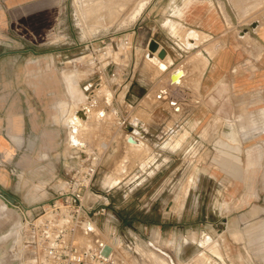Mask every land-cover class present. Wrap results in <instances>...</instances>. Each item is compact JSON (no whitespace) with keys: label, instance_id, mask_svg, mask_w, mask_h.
I'll return each instance as SVG.
<instances>
[{"label":"rangeland","instance_id":"374dc122","mask_svg":"<svg viewBox=\"0 0 264 264\" xmlns=\"http://www.w3.org/2000/svg\"><path fill=\"white\" fill-rule=\"evenodd\" d=\"M148 1L142 8L145 4L153 5V0L150 4ZM134 3L135 0H57L55 21L41 38L38 34L32 33V37H28L26 33L16 31L11 32L15 36H10V40L6 39V36L5 39L0 38V139L5 142V147H0L1 183L7 182L11 167L7 150L9 132L16 133L13 134L15 137H11V147H45L47 152L43 150V158L48 162L45 175H40L39 171L29 173L28 169L37 167L40 163V152L35 151L30 158L36 159L37 162L23 168L17 166L15 175H12V182L26 184L33 190L45 189L46 197L51 198L66 179L64 167L70 163L67 159L69 146L85 142L98 148L94 136L100 132L110 134L114 131L113 104L110 106V119L107 122L98 121L95 113H86V119L83 120L86 124L83 126L80 122L75 123L77 128L72 124L73 129L62 120V114L65 116L67 111L62 114L59 111L62 109L59 103L62 102L72 105L78 101V107L83 103L85 97L81 91V83L88 77L93 66L99 65L98 60L101 61L102 52L108 51L110 38L115 42L112 49L117 52L109 54L115 57L117 67L123 66V62L127 63L132 56L131 66L150 70L151 77L163 73L155 59L147 58L150 51L148 46L145 50L136 52L134 47L123 49L122 45L117 48L122 44L118 38H123V32L130 29L128 26L131 20L142 10L141 8L137 14L134 13ZM184 60L190 64L189 58H182L177 68L185 70ZM96 61L97 63L91 65ZM112 67L108 66L107 69ZM174 72L167 71L165 77L162 76L163 82L169 85ZM194 74L182 75L180 82L179 79L175 81L179 82L178 84L174 82L169 85L176 89L174 93L177 98L182 95L178 92V87L182 88L187 84L193 100L192 115L187 118L185 124L175 126L169 122L165 127H161L163 131H171V139L156 150L160 155L154 160L157 154H150L151 149L143 144L123 149L122 158L131 161V165L136 169L123 170L116 178H135L139 183L128 187L100 185V180L109 176L102 165L105 162L103 154L92 184L84 193L85 201L94 206L105 200L110 202L109 211L114 215L113 225L130 243L127 253L124 252L129 264H264V219L258 217V212L264 211V153L260 143L264 139L248 140L254 126L256 131H264V122L257 125L252 119L253 124L245 123L244 130H240L239 125L243 123L233 122L238 106L232 102V93L224 85L230 80H223V85L205 94L199 86L200 74ZM22 88L26 89L25 93L20 91ZM23 94L30 98L31 108L32 130L27 133L28 124L26 134H23L22 122L12 117V123H9V116L12 114L9 107H12L14 102L19 103V96L23 98ZM121 96L122 93L118 96V101L115 100L122 103ZM94 99L112 102L114 96L111 89L102 84ZM90 101H93V97ZM244 107L243 109H246ZM258 110L263 116L264 107ZM247 112L244 111V115ZM40 115L42 119L46 115L48 124L47 131L42 133V140L39 134L45 128L42 124L40 130ZM133 116L137 114L133 113ZM232 128L236 144L232 143L227 135L231 133ZM237 129L248 141L239 139L238 134L237 138L235 137ZM115 138L117 141L118 138ZM233 145L239 150L229 147ZM117 147L120 149V142ZM234 155L240 157V162L233 160L237 159ZM18 157L17 155L16 159ZM151 162L160 164L161 167L145 170ZM167 164H170V167H164ZM234 164H238L240 168L229 167ZM223 166L226 168L222 169ZM36 185L39 188L35 187ZM259 198L263 203L261 206L255 202ZM46 203L47 200L41 204ZM24 210L21 203L12 209L0 210L1 214L6 216L0 219V264H23L25 257L22 230L18 229V226L24 220ZM145 210L151 212L147 220L157 221L164 216L165 225L161 228V236L153 230L155 226H151L150 230V226L139 227L141 212ZM253 210L256 211L254 216L257 218H247L248 212ZM231 212H234L235 217L234 228L230 226L218 236L221 214ZM200 215H206L202 222L197 220ZM126 217L133 226L126 223ZM98 218L103 222L100 223ZM168 222L178 224L176 233L170 240ZM88 223L89 230L80 231L79 241L96 235L105 236L106 225L102 217H97L98 229L92 222ZM244 234L248 241L243 238Z\"/></svg>","mask_w":264,"mask_h":264},{"label":"crops","instance_id":"0c3cea01","mask_svg":"<svg viewBox=\"0 0 264 264\" xmlns=\"http://www.w3.org/2000/svg\"><path fill=\"white\" fill-rule=\"evenodd\" d=\"M149 1L150 4L152 0ZM152 4L151 6L145 4L139 14L131 20V24L128 26L130 29L123 32V35L131 42L135 52L137 50H145V47L152 40L158 42L159 47L166 50V55L160 58L165 63V68L163 73L157 77H151L150 70L134 66L131 80L127 87L123 88V102L114 104V112L119 110L129 113L130 120L135 126L137 143L129 144L123 139L122 135L116 136L119 141H116L115 137L112 138L113 140L109 139L108 135L104 133L94 136L96 137V146L98 148H101V142L106 141L109 144L104 153L103 159L105 162L102 164L104 171H107L109 176L101 179L100 185L109 187L137 185L139 182H136L135 178H116L123 173V170L136 169L131 165V161L122 158L123 149L126 150L131 145L139 146L143 144L151 149L150 154H157L154 158L155 160L160 155L156 150L164 143L167 144V140L171 139L169 136L171 131H163L161 127H165L169 122L175 126L181 123L185 124L187 118L191 117L193 100L189 94L190 88L186 83L182 88L178 87V92L182 93V95H179L177 99L174 93L176 89L174 86L173 88L169 87L172 83L168 85L163 82V77H165L164 75L167 74V71H176L178 69L180 72L179 82L182 75L192 73L196 75L199 73V86L205 94L223 85V80H230L225 82L224 85L232 93V102L238 106L233 122L243 123L239 125L240 130H244L245 123L253 124L252 119L257 125L264 122V115L262 116L258 110L264 107V0H153ZM57 9V0H0V38L3 37L5 39L4 37L6 36V39L10 40V36H15L11 32L15 31L26 33L28 37H32V33L38 34L41 38L46 29L54 23ZM2 32L6 33V35L1 34ZM182 58H189L190 61V64H188L184 60L186 64H184L183 68L185 70L177 68ZM131 59L132 56H130L127 63L123 62V66H130L132 63ZM126 69L128 70L127 67ZM193 69L195 71L190 72ZM179 82H175V84ZM25 90V88L20 89L24 93ZM58 103L56 104L58 105ZM109 104L107 106L104 99L94 101V112L92 111V113L107 106L108 110L106 113L108 114L111 108V103ZM175 104L177 108H175ZM243 107L246 109H243ZM9 108H11L10 111L12 112L9 116V123H12V117L22 122L23 134H26V128L29 124L27 128V130L29 129L27 133H29L32 130L30 98L23 94V98L19 96V103L16 104L14 102L12 107ZM240 110L243 112L247 110L248 112L244 115ZM133 113H136L137 116H133ZM40 119V130L42 129V124L45 128L39 134L42 140V133L47 131L48 124L46 115L43 116V119L40 115ZM109 119L108 114L107 120ZM169 128L172 129L171 126ZM240 130L237 129L235 131V137L237 138L236 135L238 134L239 139H242V141L264 139V131H256L255 126L254 130L250 132L248 140H245ZM9 134L10 140L8 141L9 147L7 150L11 167L7 182H0V190L3 189L17 202L21 203L27 213H33L39 209L41 203L49 199L46 197L47 191L45 189L43 191L42 188L33 190L31 186L27 187L26 184H21L17 181L12 182V175H15L17 166L23 168V166L27 167L30 163L35 164L37 162L36 159L30 158V155L35 151L40 152V163L37 167L28 169V172L39 171L40 175H45L48 169V162L44 161L46 158H43V150L47 152V149L42 146L38 148L23 147L22 149L11 147V137L16 133L9 132ZM227 135L229 140L236 144L233 128L231 133ZM225 139L227 140L226 136ZM118 142H120V149L117 147ZM4 143L0 139V147L4 148ZM185 143L186 141L184 145ZM260 143L261 149H263L262 153H264V141H260ZM229 147L236 151L239 150L234 145ZM227 154L230 153L227 152ZM17 155L19 157L16 159ZM234 156H237V159L233 158V160L240 162V157L238 155ZM238 164L229 167L231 169H239ZM157 165L151 162L144 169L156 170L161 167L160 164ZM169 165L167 164L164 167L168 168L170 167ZM224 168L226 166L222 167V169ZM255 202H257L258 206L263 204L260 198L255 200ZM141 213V220L144 218L148 219L151 216L149 210ZM248 213L249 216L247 218H257L254 216L255 210ZM233 214L234 212L221 214V229L217 233L218 236L230 226H232L230 228H234L233 220L235 217ZM258 214V217L264 219V211L258 212ZM1 217L5 218L6 216L0 212V219ZM163 217L150 225H145L143 224L145 222H141L139 227L148 228L150 226V230L152 229L151 226H155L153 230L161 236V228L165 225ZM203 217H206V215L198 216L197 220L202 222ZM98 221L100 223L103 222L99 218ZM126 223L133 226L129 218H127ZM177 226L178 224L174 222H168L169 240L170 237L175 235ZM131 232L133 231L131 230ZM243 238L248 241L247 236ZM173 242V245H175V241Z\"/></svg>","mask_w":264,"mask_h":264},{"label":"built area","instance_id":"2783aa9c","mask_svg":"<svg viewBox=\"0 0 264 264\" xmlns=\"http://www.w3.org/2000/svg\"><path fill=\"white\" fill-rule=\"evenodd\" d=\"M118 39L122 44L117 48L122 45L123 49L133 47L124 35L123 38ZM109 41L108 51L102 52L103 63L100 64L101 61L98 60L99 65L93 66L88 77L81 83L85 100L79 104L80 107L76 112L92 114L94 103L90 100L96 96L102 84L107 85L114 96L112 102L105 99L107 106L110 105L109 103L113 106L120 103L117 102L120 93L123 99V88L129 84L134 67L131 65L117 67L115 57L109 54V52H117L112 49L114 40L110 38ZM95 63L97 61L91 65ZM108 66L113 67L107 70ZM107 106L95 110L98 121L104 123L108 121ZM113 125L114 131L106 134L109 139L113 140L115 136L122 135L126 142H134L135 126L130 120L129 113L115 110ZM101 134L102 132L97 136ZM108 145V142L104 141L100 143L101 148L90 146L85 142L69 146L67 159L70 163L66 168L64 167L66 179L63 185L56 189L55 194L46 204H40L39 210L33 213L25 212L24 220L18 226V229L22 230V248L25 257L23 264H129L124 252L127 253L130 243L113 225L114 215L109 211L110 202L105 200L94 206L85 201L84 193L91 186ZM97 217H102L104 220L105 236L96 235V237L84 238L83 242L79 241L78 235L80 231L88 229V222H92L98 229Z\"/></svg>","mask_w":264,"mask_h":264},{"label":"bare ground","instance_id":"6f19581e","mask_svg":"<svg viewBox=\"0 0 264 264\" xmlns=\"http://www.w3.org/2000/svg\"><path fill=\"white\" fill-rule=\"evenodd\" d=\"M147 0H135V3H134V13H136L137 14V12H139L140 11V9L142 8V6H143V4L146 2ZM87 3V2H86ZM85 3V4H86ZM133 11H132V13H133ZM133 13V14H134ZM132 14V15H133ZM149 51V50H148ZM154 55V56H153ZM147 58H149V59H155L156 61H157V65H158V68L160 69V70H163L164 68H165V63L163 62V60L162 59H160V58H158L157 56H156V53L155 52H152V51H149L148 53H147ZM179 75H180V72L179 71H175L172 75H171V78H170V80H171V82L170 83H174V81H176V80H178V78H179ZM169 80V81H170ZM95 98V97H94ZM93 98V103H94V101H96V99H94ZM76 103H79L78 101H76L75 103H73L72 105H68L67 103H65V102H62V103H59V105H60V107L62 108L61 110H59V111H61L60 113L62 114V113H64L65 111H67V114L65 115V116H63V114H62V120L65 122L66 121V123H67V125L69 124L70 126L73 124V126L75 125V123L76 124H78L79 122H80V124L81 125H85L86 124V122H83V120H85L86 118V113H84L83 111H78V112H76V110H77V108H78V106L76 105ZM58 109H60V108H58ZM57 113H59V112H57ZM60 115V114H59ZM59 117V116H58ZM79 117V118H78ZM82 117V118H81ZM61 118V117H60ZM79 124V125H80ZM75 127H76V125H75ZM74 127H72L71 126V129H73ZM77 128V127H76ZM72 131V130H71ZM134 139V142H132V143H137L138 142V140H136L135 138H133ZM130 144V143H129ZM35 187H38L37 185L35 186ZM39 188V187H38ZM0 210L1 209H3V208H13V207H15V205H18L19 206V202L17 203V201L12 197V196H10L9 194H7V193H5V192H3V191H1L0 190ZM88 225V224H87ZM10 228V227H9ZM225 229V228H224ZM235 234V233H234ZM9 235H11V234H9ZM13 235V234H12ZM78 236H80V235H78ZM3 237H4V235H3ZM8 237V236H7ZM16 237V236H15ZM208 237V236H207ZM20 238V237H19ZM12 239V238H11ZM6 240V239H5ZM10 241V240H9ZM11 242V241H10ZM18 242V241H17ZM83 242V241H82ZM1 243V242H0ZM16 245H17V243H16ZM0 248H2V247H0ZM4 248V247H3ZM16 250V249H15ZM3 253V252H2ZM2 255V254H1ZM19 255V254H18ZM124 255H125V253H124ZM14 257H15V255H14ZM21 264V263H20Z\"/></svg>","mask_w":264,"mask_h":264},{"label":"water","instance_id":"95a60500","mask_svg":"<svg viewBox=\"0 0 264 264\" xmlns=\"http://www.w3.org/2000/svg\"><path fill=\"white\" fill-rule=\"evenodd\" d=\"M148 48H149L150 51L156 52L157 53V56L159 58H163L166 55V50L164 48H160L158 42H156L154 40H152L151 42H149ZM1 191L5 192L3 189H1Z\"/></svg>","mask_w":264,"mask_h":264},{"label":"trees","instance_id":"16d2710c","mask_svg":"<svg viewBox=\"0 0 264 264\" xmlns=\"http://www.w3.org/2000/svg\"><path fill=\"white\" fill-rule=\"evenodd\" d=\"M140 221L141 222H150V223H152V222H155L156 220H147V218H144V219H142Z\"/></svg>","mask_w":264,"mask_h":264}]
</instances>
